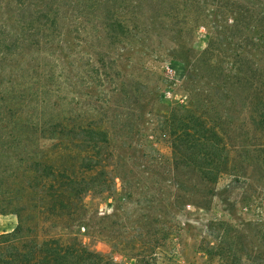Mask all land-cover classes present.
<instances>
[{
  "label": "trees",
  "instance_id": "obj_1",
  "mask_svg": "<svg viewBox=\"0 0 264 264\" xmlns=\"http://www.w3.org/2000/svg\"><path fill=\"white\" fill-rule=\"evenodd\" d=\"M200 27L202 50L191 43ZM137 45L184 77L185 100L158 117L188 202L206 207L222 174L264 175V0H0V214L18 217L0 233V264H119L77 239H37L26 224L36 205L21 194L49 191L53 212L75 208L71 195L111 190L112 179L77 181L29 155L39 137L64 139L86 151L90 170L109 163L112 141L134 148L151 95L134 71L145 79L159 68L127 54ZM18 174H28L23 184ZM204 250L223 264L219 244ZM251 261L264 264V222H254Z\"/></svg>",
  "mask_w": 264,
  "mask_h": 264
},
{
  "label": "rangeland",
  "instance_id": "obj_2",
  "mask_svg": "<svg viewBox=\"0 0 264 264\" xmlns=\"http://www.w3.org/2000/svg\"><path fill=\"white\" fill-rule=\"evenodd\" d=\"M207 37L205 28H197L191 43L202 50ZM129 53L141 55L153 66L159 64L156 73H148L145 79L141 69L134 71L141 76L138 80H145L151 87V95L139 113L143 134L132 143L134 148L121 149L120 143L112 141L114 155L109 163L90 170L82 166L86 151L64 139L39 137L29 159L65 171L77 181L95 176V182L112 179L113 184L110 191L89 190L78 198L71 195L75 208L53 212L45 210L51 198L49 191L24 192L21 202L36 205L26 221L32 235L39 240L77 239L89 250L119 264H219L217 255H208L204 250L218 244L223 264H254V222H264V175L250 167L243 176L222 174L206 207L190 204L188 184L170 166L172 150L168 138L160 133L158 117L172 104L185 100L182 72L170 63V73L166 61H152L155 53L142 46L137 45ZM129 71L126 69V74ZM98 90H104L109 99L106 89ZM64 93L66 103L72 94L68 87ZM18 176L16 182L23 184L28 174ZM181 193L185 201L177 205L176 195ZM220 222L225 223L224 231H220ZM17 223L16 214H0V233L13 230Z\"/></svg>",
  "mask_w": 264,
  "mask_h": 264
}]
</instances>
